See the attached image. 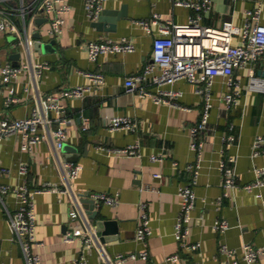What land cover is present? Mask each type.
Segmentation results:
<instances>
[{"label":"crops","instance_id":"obj_1","mask_svg":"<svg viewBox=\"0 0 264 264\" xmlns=\"http://www.w3.org/2000/svg\"><path fill=\"white\" fill-rule=\"evenodd\" d=\"M67 1L71 9L65 13L63 29L56 35L48 31V16L38 14L30 20L28 12L29 40L18 42L15 33L0 31V118L27 116L38 105L40 95L55 93L61 86H90L85 96L61 99L74 121L69 124L65 142L68 146L63 147L60 155H56L48 139L31 148L22 146L19 133L7 135L0 141V183L26 184L33 189L51 181L66 188L63 192L34 194L37 217L33 250L40 255L43 264H76V258L82 253L86 254L88 264H116L113 259L117 253L127 254L144 248H148L150 260L156 264H191L197 259L204 260L205 264H223L226 255L219 252L222 242L236 248L239 255L245 242L264 244V185L253 190L243 186L254 180L257 167L264 166V153H253L256 137L264 136V92L247 89L250 65L235 70L246 89L232 109L225 108L220 100L228 90L225 77L217 75L214 78V106L209 128L203 134L204 145L194 184L196 205L189 221L190 238L201 244L197 250L182 248L174 235V224L182 203L179 186L193 177L187 164L198 158L190 144L192 126L200 119L203 98L195 91V84L186 78L163 86L182 89L179 100L189 108L156 102L138 89L128 90L125 82L129 74L141 71L151 60L153 38L157 34L156 27L151 32L137 20L159 11L165 18L184 23L193 10L174 0H106L104 8L117 10L126 5L127 16L118 18L114 26L109 20L98 26L96 19L87 15L84 0ZM22 2L27 7L31 0H0V9L7 8L16 19H21ZM250 6V0H214L213 8L203 13V21L220 26L225 19H232L242 25ZM261 21L264 23V4ZM108 36L115 39L128 36L136 48L127 52L102 53L96 60L90 59L87 41ZM233 41L241 43L240 36L236 35ZM41 60L50 61L52 66L41 76H36L31 68H24L13 81L20 100L6 107L2 66L7 62L23 64ZM253 66L258 75L264 76V55ZM82 70L103 72L104 82H95ZM148 86L155 91L160 87L155 83ZM112 114L135 117L139 126L136 130H111L108 117ZM82 116L90 119L87 130L81 127ZM230 122L235 124L239 137L235 144L227 146L223 136ZM136 142L139 143V154L110 153L99 146H126ZM155 153L163 154L164 158L153 159L151 155ZM230 154L237 157L240 185L229 188L228 194L222 196L220 161ZM22 161L28 164L26 173L20 172ZM68 161L81 164L78 176L71 180H67L65 174ZM87 191L117 194L120 201L115 205H96L99 209L97 218H90L86 212L87 222L97 240L91 247L83 249L81 234L88 226L85 222L72 220L69 212L75 197L79 198L81 192ZM141 201L147 203L150 216L148 244L136 238ZM18 205L19 197L13 191L0 197V264H26L21 243L8 220V210H14ZM220 217L230 224L224 231L213 226ZM97 219L111 222L104 224L101 234H98ZM69 231L75 234L72 240L66 239ZM173 253H179L180 260H168L167 256ZM142 263L141 258H130L121 264ZM241 264L247 263L241 260ZM255 264H264V254Z\"/></svg>","mask_w":264,"mask_h":264},{"label":"built area","instance_id":"obj_2","mask_svg":"<svg viewBox=\"0 0 264 264\" xmlns=\"http://www.w3.org/2000/svg\"><path fill=\"white\" fill-rule=\"evenodd\" d=\"M106 0H84L87 15L95 20L104 9ZM176 4L189 6L193 12L189 20L184 23L175 22L172 19L163 17L159 11H153L148 18H141L137 21L147 30L157 34L153 38L152 58L146 62L143 69L127 76L125 85L128 90L138 89L143 95H150L156 102H169L171 104L188 107L180 102L183 90L163 85L173 84L180 78H186L195 84V91L203 98V106L200 119L192 126L193 148L198 158L188 163L187 169L193 172L190 182L179 186V194L182 199L181 209L174 224V235L182 248L197 250L200 247L199 241L190 238L189 221L192 211L196 205V192L194 184L197 182L200 153L204 145L203 134L209 128L211 109L214 106L212 85L217 75L225 77L228 87L227 92L220 96L225 108L232 109L239 101L244 89H246L239 77L236 76V68L250 65L247 89L264 92V76L258 75L253 64L264 55V23L261 21L264 0H250L251 6L246 10L245 23L240 25L232 19H225L220 26L207 24L203 21V13L213 8L214 0H174ZM71 9L67 0H31L25 7L21 4L22 18L16 19L7 9H0V31L15 33L18 35V42L29 40L30 20L35 19L38 14L49 17L48 31L56 35L63 29L65 13ZM238 35L241 43H235L234 37ZM134 41L128 36L119 39L105 37L102 39H90L87 41V56L96 60L102 53L127 52L135 50ZM52 66L48 60L37 62L13 64L7 62L2 66L3 82L5 84L4 103L6 107L18 102L20 97L16 94L13 81L24 68H31L36 76H41L45 70ZM95 82H104L105 75L101 71L82 70ZM149 83L158 84V90L149 88ZM90 90L89 85H64L55 93H47L39 96L38 105L33 108L30 114L24 117L0 118V141L3 137L15 133L22 135V146L31 148L33 144L48 139L52 142L56 155H60L67 140L69 124L74 121V116L68 112L66 104L61 101L63 98L73 96H85ZM54 112V115H52ZM139 120L129 115L112 114L108 117V127L111 130L125 128L136 130ZM41 127H43L41 129ZM81 127L87 130L90 127V119L82 116ZM235 124L229 123L228 131L224 134L225 145L229 146L238 141L239 135L235 131ZM107 148L110 153H134L139 154V143H132L126 146L99 145ZM264 153V136L259 134L254 142V154ZM153 159H163V154H152ZM236 155H228L220 161V168L223 175V194H228L229 188L240 185L236 171ZM20 172L26 173L28 164L22 161L19 165ZM81 164L68 161L65 165L67 180L78 176ZM160 175V174H157ZM264 185V166L257 167L255 178L246 182L243 186L247 190H253ZM66 188L51 181H45L33 189L26 184L14 186L10 183H0V197L10 191L15 192L19 197V205L14 210H8V220L14 234L19 239L26 264H43L40 255L33 250L36 242V204L34 194L42 191L63 192ZM261 195V194H259ZM90 196L95 198L96 205L118 204L120 198L117 194L106 191H93ZM220 196L219 201H221ZM139 225L136 231V238L148 244V236L151 233L150 216L147 210V203L140 202ZM72 220L85 222L88 229L81 234L83 249L91 247L97 240V235L87 222V214L79 198L74 199L70 212ZM226 218H216L213 223L215 229L224 231L229 227ZM75 234L68 232L67 240H72ZM219 252L226 255L223 264H241L244 260L247 264H255L260 256L264 254V244L255 245L252 242H245L242 251L222 242ZM130 258H141L142 264H156L150 260L148 248L136 252L117 253L114 257L116 264H121ZM181 256L173 253L167 256L168 260L178 261ZM76 264H88L86 254L82 253L76 258ZM191 264H205L204 260H194Z\"/></svg>","mask_w":264,"mask_h":264},{"label":"water","instance_id":"obj_3","mask_svg":"<svg viewBox=\"0 0 264 264\" xmlns=\"http://www.w3.org/2000/svg\"><path fill=\"white\" fill-rule=\"evenodd\" d=\"M121 16H127V8L126 5H123L120 9H110V8H104L102 13L99 15L98 19L95 20V24L100 26L104 20H109L111 22V25L114 26L117 19ZM68 145L64 144V147L66 148ZM79 201L81 202L82 206L86 209V212L90 218H97L99 209L96 207V200L93 197H90V192H81ZM97 228H98V234H101L100 229L103 228L104 224H109V220L105 219H97Z\"/></svg>","mask_w":264,"mask_h":264}]
</instances>
